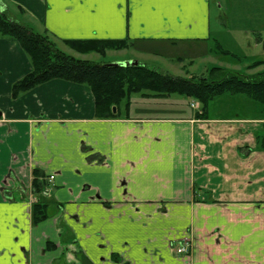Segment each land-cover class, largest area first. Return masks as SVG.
Masks as SVG:
<instances>
[{"label": "crops", "instance_id": "1", "mask_svg": "<svg viewBox=\"0 0 264 264\" xmlns=\"http://www.w3.org/2000/svg\"><path fill=\"white\" fill-rule=\"evenodd\" d=\"M0 11L83 60L66 41H127L146 59L135 45L213 33L212 0H0ZM31 70L0 34V264H264L261 112L199 118L141 96L102 119L85 85L55 79L14 96ZM38 201L47 217L34 223ZM184 241L189 256L177 253Z\"/></svg>", "mask_w": 264, "mask_h": 264}, {"label": "trees", "instance_id": "2", "mask_svg": "<svg viewBox=\"0 0 264 264\" xmlns=\"http://www.w3.org/2000/svg\"><path fill=\"white\" fill-rule=\"evenodd\" d=\"M0 34L20 43L29 57L32 70L13 86V95H19L55 79L88 86L94 96L96 116L113 119L120 116V107L130 106L132 95L168 97L184 95L201 104L199 118H208L210 103L224 94H243L261 105L264 116V72L255 75H242L236 72L215 68L207 77L199 80L186 79L160 72L146 65L110 66L99 65L77 59L63 52L48 34L33 32L29 27L12 20L0 11ZM73 50L82 54L96 53L104 56L108 50L119 51L132 46L127 41L85 40L66 41ZM222 54H228L223 49ZM257 62L252 67L263 65ZM117 108V113L113 108ZM256 149L264 152V123L262 130L255 136ZM43 174L34 173L33 185L36 192L44 189L38 180ZM34 223L47 217V205L38 201L32 209ZM82 264H92L81 258Z\"/></svg>", "mask_w": 264, "mask_h": 264}, {"label": "rangeland", "instance_id": "3", "mask_svg": "<svg viewBox=\"0 0 264 264\" xmlns=\"http://www.w3.org/2000/svg\"><path fill=\"white\" fill-rule=\"evenodd\" d=\"M211 21L213 33L209 42L178 43L177 45L140 44L135 47L143 50L142 53H144V57H147L146 59L135 56L133 49L137 48L132 49L130 46L128 49L131 50L125 54H113L111 52H117L113 50H108L104 56L96 53L87 54L86 61L106 65L134 58V60L145 61L146 65L151 68L157 67L160 72L194 80L207 77L215 68L242 75H255L264 72V64L252 67L257 62L264 63V0H218L217 2L212 0ZM220 49L225 50L228 54L220 53ZM69 53L72 54H68L70 56L75 54L73 51ZM76 56L73 57L77 58ZM141 96V94H133V103L144 102L146 104ZM170 99L171 102L162 103V107L171 108L173 105H179L183 107V110L188 111L195 101L187 96L176 94L171 95ZM261 108L259 103L246 95L224 94L210 103L209 115L213 118L234 115L254 117L260 115ZM255 109L258 113H254ZM138 110L142 109L138 107L136 111ZM156 110L152 109V112ZM169 110L167 112L161 110L162 115L179 116V114H171ZM150 115H155V113H150ZM262 118L264 123V116Z\"/></svg>", "mask_w": 264, "mask_h": 264}, {"label": "built area", "instance_id": "4", "mask_svg": "<svg viewBox=\"0 0 264 264\" xmlns=\"http://www.w3.org/2000/svg\"><path fill=\"white\" fill-rule=\"evenodd\" d=\"M192 107L194 109H199L200 106L198 103H193ZM50 178L54 179L53 176H50ZM191 251H192V246L191 243L188 241H184L183 243H181L177 249V253L182 256H189L191 254Z\"/></svg>", "mask_w": 264, "mask_h": 264}, {"label": "water", "instance_id": "5", "mask_svg": "<svg viewBox=\"0 0 264 264\" xmlns=\"http://www.w3.org/2000/svg\"><path fill=\"white\" fill-rule=\"evenodd\" d=\"M110 66H121V67H128V66H138L140 65L138 61H123L117 63H111ZM113 112L116 113V107L113 108Z\"/></svg>", "mask_w": 264, "mask_h": 264}]
</instances>
